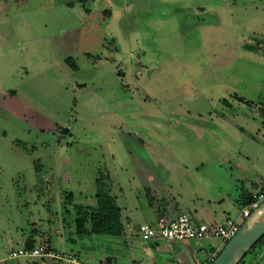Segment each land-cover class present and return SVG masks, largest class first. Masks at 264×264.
I'll return each mask as SVG.
<instances>
[{
	"label": "rangeland",
	"instance_id": "rangeland-1",
	"mask_svg": "<svg viewBox=\"0 0 264 264\" xmlns=\"http://www.w3.org/2000/svg\"><path fill=\"white\" fill-rule=\"evenodd\" d=\"M98 178L134 234L158 208L264 185V0H0V264H42L6 258L31 234L89 264L134 258L123 235L75 233ZM159 183L178 205L150 207ZM196 243L202 261L226 242Z\"/></svg>",
	"mask_w": 264,
	"mask_h": 264
},
{
	"label": "crops",
	"instance_id": "crops-1",
	"mask_svg": "<svg viewBox=\"0 0 264 264\" xmlns=\"http://www.w3.org/2000/svg\"><path fill=\"white\" fill-rule=\"evenodd\" d=\"M71 5L72 6H68V10L69 12L73 11V14H77V15L81 14V15H84V18L85 16L87 18L92 13L91 9L89 7L88 8L84 7L83 3L77 2L76 6L73 5V3ZM199 8H202V7H199ZM113 12L114 11H110V16H113ZM67 19L68 18H66V20ZM83 21L85 23V20ZM97 26L98 25H95V26L92 25L89 29L95 28L94 30H98ZM129 36L130 34L127 36V40L131 42L129 40L130 38ZM133 36L135 38V34ZM99 37H101V39L98 40ZM88 38L89 40H86V41H90V44L94 43V41L98 42L101 45V47H105L106 44H109L106 40V36L97 35V31L96 33H94V35L92 34V36H89ZM110 40L112 42L113 40H115V38L111 37ZM85 53L88 54V52H85ZM68 58L73 60L72 57H67L65 58L64 61L66 62V59ZM75 65L78 69V66L76 63ZM71 70L76 71L73 69ZM231 193L232 194H226L227 195L226 202H225V199L222 197L221 198L216 197L213 199L209 198V199H206V201L203 203L202 201H200L201 199L198 200L197 203L194 200H192L189 206L185 210H182L180 212H187L191 216H193L195 219H197L199 222H202V223H205L204 220H207L209 221L210 224H218V223L224 222V220H226L227 218H231V219L239 221L240 220V209L242 208L240 205L242 191L237 194L233 192ZM146 195L148 197V204L153 209L154 208L156 209V207H158L159 204L162 205L163 203H167L170 205L169 200L176 202L169 195V188L164 183L154 184V186H151L149 188V191L148 193H146ZM166 195L167 196L169 195L168 197L170 198H168ZM166 198L168 199L166 200ZM144 205L145 203L143 204V206ZM153 221L154 219L153 220L147 219L146 221L140 222L139 224L144 223V222L152 223ZM137 227L135 228L136 231L134 234V232L131 230L130 231L128 230L126 232L125 231L126 227L124 226V233L122 234L124 236V241L126 242V244L128 242L129 244L128 246L131 249L135 250L134 252L136 253V255L134 256V258H131L129 262H125L123 264H200L201 262H205L211 255H216V256L218 255L217 252L210 250L208 256L204 260L201 261L198 256L199 254L198 252L201 246H198L199 244L197 245L196 243L197 240H187V241H181V242L180 241H159V242L158 241L157 242L142 241L139 237ZM25 239L26 238L22 239L20 246L14 248L13 250L22 248L24 245ZM35 240H37L36 236H35ZM37 244H39L38 241H36V245ZM152 251H156V253H159L161 255L160 259H156V257H153V256H147V255H150ZM61 253L62 255L74 256L77 259V264H89L87 262H82L81 260H79L77 256L78 254H74L68 250L61 252ZM166 254H168V258H165V259L162 258V256L166 257ZM64 263L66 264L68 262H64ZM94 264H118V263L115 258L107 256L104 259L95 261Z\"/></svg>",
	"mask_w": 264,
	"mask_h": 264
},
{
	"label": "built area",
	"instance_id": "built-area-1",
	"mask_svg": "<svg viewBox=\"0 0 264 264\" xmlns=\"http://www.w3.org/2000/svg\"><path fill=\"white\" fill-rule=\"evenodd\" d=\"M264 203V185L251 197L249 204L240 209V220L227 218L222 223L205 224L199 222L187 212H168L160 208L152 223L144 222L138 225L139 237L145 242L159 241H187L202 240L207 237L222 238L228 241L240 229L254 210ZM157 209V208H156ZM24 257L27 259L40 258L42 264H53L54 261L77 264V259L72 255H62L56 251L47 249L45 245L37 244L31 249L24 247L12 250L7 259ZM216 255H211L205 262L200 264H212ZM4 258H0L3 261Z\"/></svg>",
	"mask_w": 264,
	"mask_h": 264
},
{
	"label": "trees",
	"instance_id": "trees-1",
	"mask_svg": "<svg viewBox=\"0 0 264 264\" xmlns=\"http://www.w3.org/2000/svg\"><path fill=\"white\" fill-rule=\"evenodd\" d=\"M70 67L76 70L77 67L74 61L70 58L66 59ZM71 194H68L67 199L70 200ZM95 205H73L77 217L74 219L75 233L80 235L84 233L90 234H106L112 236H120L124 233V224L121 218V209L117 205L116 197L112 195L107 188H105L103 182L100 178L97 179V190L95 194ZM251 197L247 193H242L240 205L241 207L249 204ZM89 224V228H87ZM227 242V241H226ZM36 246L35 234H31L26 237L23 247L26 249H31ZM47 249L53 250L52 248ZM253 252L256 256H264V235L260 237L244 254V256L238 261L237 264L243 261L248 253ZM261 258L264 259V257ZM54 264V263H53ZM58 264H62L59 263ZM255 264H262L261 262H256Z\"/></svg>",
	"mask_w": 264,
	"mask_h": 264
},
{
	"label": "water",
	"instance_id": "water-1",
	"mask_svg": "<svg viewBox=\"0 0 264 264\" xmlns=\"http://www.w3.org/2000/svg\"><path fill=\"white\" fill-rule=\"evenodd\" d=\"M244 223L241 225L239 231L225 243L224 247L218 253V255L216 256V258L214 259L212 264H228L229 258L231 256L233 250L236 248V246L239 243H242V242L245 243V240L251 239L252 241L249 244V247H248V249H249L260 237H262L264 235V222H262V223L258 224L256 227L252 228L250 231H248L243 236V234H241V228L244 225ZM247 250L243 251L241 258L244 256V254L247 252Z\"/></svg>",
	"mask_w": 264,
	"mask_h": 264
},
{
	"label": "bare ground",
	"instance_id": "bare-ground-1",
	"mask_svg": "<svg viewBox=\"0 0 264 264\" xmlns=\"http://www.w3.org/2000/svg\"><path fill=\"white\" fill-rule=\"evenodd\" d=\"M262 222H264V203H262L245 221L244 225L241 228V234H243L244 236L248 231ZM251 241V239H247L245 240V243H239L233 250L228 264H236L241 258L243 251L248 249Z\"/></svg>",
	"mask_w": 264,
	"mask_h": 264
}]
</instances>
